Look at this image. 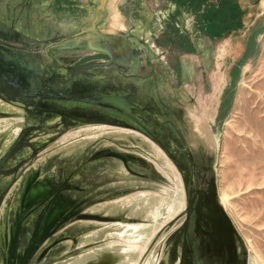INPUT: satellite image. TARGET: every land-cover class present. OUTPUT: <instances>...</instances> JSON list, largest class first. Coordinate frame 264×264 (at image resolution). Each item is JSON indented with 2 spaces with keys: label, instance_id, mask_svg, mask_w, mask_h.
Masks as SVG:
<instances>
[{
  "label": "flooded vegetation",
  "instance_id": "flooded-vegetation-1",
  "mask_svg": "<svg viewBox=\"0 0 264 264\" xmlns=\"http://www.w3.org/2000/svg\"><path fill=\"white\" fill-rule=\"evenodd\" d=\"M51 1L0 0V31L8 30L9 33H13L10 41L0 39L2 41L0 42V46L14 52H27L36 56L42 54L48 61L47 64L37 65L35 71L36 80H33L29 90V94L33 95L31 100L36 101L37 96L35 98L34 96L42 95L41 101L47 103L52 108L55 106H62L68 109L81 107L87 110L82 115L89 120H94L95 113L99 112L120 118L133 125L135 122L130 117L103 109L96 104L71 100L70 98L96 101V94L101 91L106 94L111 93L109 95L126 96V99L137 103L143 108L145 122L151 129L148 135L144 133L142 135L172 161L178 170L180 178H184V184L186 182V184L188 183L191 186L190 190H188L183 218L174 230L176 234L172 238L177 264H180L183 245L189 249L186 255L187 258L192 260L191 264H196V262L203 260L207 264L209 262L210 264H239L235 231L224 227L223 219L214 206V201H217L212 190L213 179L201 178L202 182L209 180V184L205 186L206 188H203L199 182H196V162L187 141V137L191 132L190 130H193L194 127V131H199L200 133L204 129H207L208 125L211 127L214 120L218 118L222 105L228 100L229 87L224 86L218 92L219 98L217 102L214 104L212 101L213 80L210 78V66H212L213 58L220 51V42L232 33H236L235 30L240 29V15L242 12L238 1L228 0L224 3L220 2L215 7V11H210L211 17L208 21L203 24H198L192 31H188L182 22H175V31H171L175 36L174 40H169L168 43L161 45L164 51L161 55H154L151 58H148L147 55V64H145L141 75H138V81L126 80V72L128 70L126 65H123L118 60V62H113L110 65L115 69L113 75L116 78L115 81H112V84L108 80L107 82L101 83L98 74L89 71L88 68L76 72L77 77L81 75L83 80L76 82L77 84L74 86L69 83L67 84L69 74L67 75L65 72H62L61 79L54 80V68H66L83 63L106 62L109 58L107 55L96 50H71L59 54L56 53L54 50L55 46L79 36L75 35L70 37L60 31L57 33L49 32L51 30V24L47 23L46 18L39 8L51 3ZM230 4L236 5L235 8H230ZM34 6L37 9L32 11L34 18L31 19L29 11ZM225 8L230 9L233 13L224 12L225 10L223 11V9ZM194 9L195 6L191 9V14L195 15L193 26L200 18L197 10L194 11ZM144 51L146 52V50ZM241 58L242 56L238 57L237 62L236 60L230 62L229 68L231 76L234 74L238 66L237 64L243 61V58ZM38 73L42 76L43 80H40ZM31 107L33 110L32 105ZM17 113L31 120L29 124H25L24 126L37 123L34 117L30 116L24 109L0 100V125L2 123L1 119H5L6 117L15 118L18 115ZM211 113L212 115H210ZM46 115H48V119L45 121V125L49 126L33 130L32 134L28 136L33 146L41 147L40 150L18 169L16 175L6 178L0 177V196L3 197L0 206V232L3 229L6 215L7 221L12 220L13 211L11 207L13 202L19 197L24 175L38 169L40 171L42 167L46 168V170L39 175V180L43 176H48L53 179V182H58L63 187L62 191L57 194L58 197L55 201L53 199L54 195L50 198L53 200L51 202L53 204L57 203L60 209L79 205L84 201L83 204H80L83 208V213L104 214L105 211H95L93 209L98 205L116 200L119 194H122L121 191H103L91 176L97 175V171L100 173L107 158L117 159L125 168L123 162L113 156L98 157V159L94 158V156L100 150L105 149L125 153H137L118 150L112 146H101L95 147L92 150H88L89 147H86L78 154V158L72 161L69 160L71 158L70 156L60 157L57 154L42 155L44 149L56 142L69 130L80 125H105L94 121L78 122V124L65 129L63 128V122L59 115L54 113H46ZM208 115L212 118H208ZM24 126H19L15 134L1 129L0 156L13 143L21 128ZM155 127L158 130H155ZM144 132L147 133L145 130ZM42 134H47L48 136L43 138L41 137ZM54 137H57V139L43 146L45 141ZM31 154L32 149L29 146L20 148L14 155L12 160L13 165H17L23 158L29 157ZM141 157L144 158L143 156ZM184 160L188 164H185ZM146 162V164H136L148 170L151 167L153 168L150 162L147 160ZM130 164H133V162H129L128 164L132 172L141 174L140 177H147V174L133 170ZM126 170L128 171V169ZM128 172L131 173L130 171ZM131 174L135 175L133 173ZM103 192L107 194H101ZM189 200H192V209L188 217L187 230L183 237L182 227L187 218L186 208ZM43 207L44 205L37 209V211H34L32 217H37ZM67 226L68 223L63 225L62 228H66ZM216 226L219 228H216ZM83 228H96V225L88 224ZM32 230L33 227L29 225L24 231L19 238V248L26 245L28 236ZM3 236L4 231L2 232V238ZM177 236L178 240L176 243L175 238ZM64 241L56 244L51 252L61 247ZM231 245L234 249V256L230 248ZM57 254L53 255V258L63 255L60 251ZM1 258L2 243L0 237V264Z\"/></svg>",
  "mask_w": 264,
  "mask_h": 264
},
{
  "label": "rangeland",
  "instance_id": "rangeland-1",
  "mask_svg": "<svg viewBox=\"0 0 264 264\" xmlns=\"http://www.w3.org/2000/svg\"><path fill=\"white\" fill-rule=\"evenodd\" d=\"M226 1L195 0L194 11L197 10L200 18L194 27L206 23L211 17L210 11ZM237 1L242 12L240 29L220 42V51L210 66L212 101L217 102L218 92L224 86L229 87L228 100L211 127L208 125L201 133L195 132L194 127L187 141L196 162V182L206 188L209 180L202 182L201 178L213 179L215 199L234 227L239 264H264V0ZM235 6L230 4L229 7ZM223 11L233 13L228 8ZM241 56L243 61L237 64L231 76L230 62H237ZM27 61L48 62L44 55L32 53ZM17 114L15 118L1 119L0 128L15 134L19 126L31 122ZM210 115L208 118H212ZM47 136L42 134L41 137ZM85 146L88 150L112 146L131 151L143 156L153 168L148 170L136 163L130 164L133 170L147 174L140 177L129 173L117 159L107 158L101 169V188L122 194L93 210L111 212V215L122 213L127 221L81 220L71 228L96 224L101 231V248H116L118 242V264H135L137 259L138 264H177L170 237L183 218L190 184H184V178H180L175 165L163 152L141 132L129 128L80 125L69 130L52 148L60 157L71 156L70 160H76ZM147 238L148 245L144 243ZM175 239L177 243L178 236ZM98 248L99 245L97 253ZM101 254L105 255L103 251ZM83 255L80 250L65 262L81 263Z\"/></svg>",
  "mask_w": 264,
  "mask_h": 264
},
{
  "label": "water",
  "instance_id": "water-1",
  "mask_svg": "<svg viewBox=\"0 0 264 264\" xmlns=\"http://www.w3.org/2000/svg\"><path fill=\"white\" fill-rule=\"evenodd\" d=\"M13 32L15 31L13 30ZM124 36H130L129 38H131L134 42L142 45L144 48L143 50H146L147 52L148 58H151L155 55L150 45L142 37L128 33ZM12 37L13 33H9L8 30L0 31V39L10 41ZM0 42L2 41L0 40ZM54 50L58 54L71 50H96L107 54L109 60L106 62L83 63L79 65L68 66L66 68L55 67L53 70L54 80L61 79V76L63 75L62 72H65V74H69L67 84L69 83L73 86L77 84L76 82L83 80L81 75L80 77H77L76 75V72H78L79 70L88 69L95 66L106 68L109 67L113 62H118V58L113 53V47L107 45H99L92 40H88L82 37H75L70 40L64 41L55 46ZM136 51V45L132 44V53L135 54ZM28 55L29 53L27 52H14L8 48L0 46V100L24 109L30 116L34 117L37 122L36 124L24 126L23 128H21L13 143L4 152V154L0 156L1 178L16 175L18 169L27 161H29L33 156H35L40 150L41 147H34L28 136L32 134L33 130H38L45 126H49L45 125V121L48 119V115H46V113H54L59 115L61 117V121L63 122V128L65 129H67L69 126L78 124V122L94 121L105 125L129 128L144 133L145 135H148L149 132H151L150 127H148L147 123L145 122L146 119L143 108H141L137 103L126 99V96L109 95L100 91L96 94V101L82 100L79 98L70 99L96 104L103 109L123 114L124 116L130 117L135 122V125L130 124L120 118H116L99 112L95 113L94 120H89L82 115L83 112L87 111L86 109L81 107L68 109L62 106H55L52 108L47 103L41 101V98L43 97L42 95H35L34 98L37 96V100L32 101L31 98H33V95L29 94V90L33 80H36L35 71L38 64L29 63L27 61ZM119 62H121V60H119ZM121 63L123 65L125 64L124 62ZM128 67L129 66H127V68ZM38 77L40 78V80H43L42 76H40L39 73ZM31 105L33 106V110ZM144 130L147 131V133L144 132ZM155 130L158 129L155 127ZM56 139L57 137H54L50 140L45 141L43 143V146L49 144L50 142H53ZM24 146H29L32 149V154L29 157L23 158L21 162L14 166L12 162L14 155L20 148ZM104 156H113L120 159L123 162L125 168L128 169V171L138 176H140L141 174L132 172V170L128 166L129 162L141 164L147 163L146 160L140 155L108 149L100 150L97 154H95L94 158L98 159V157ZM45 170L46 168L42 167L40 171L38 169L36 171L28 172L23 177L19 197L13 202L11 207L13 211L12 220L7 221L6 215L3 229L0 232L2 243L1 264H54L57 261H66V259L71 258V256L80 252V250L75 249L71 252H65L61 249L60 253L63 252V255L61 257L59 256L58 258H53V255L56 254L55 252V254H52L51 252V250L54 249L53 247L64 240L65 241L63 242V244L65 242H70L74 247H76L78 238L81 235L94 230V228L83 227L71 228V226L76 221H127V218L123 217L122 215L97 214L88 212L83 213V208L80 204H83L84 201L79 204L81 207L77 204L68 208H58L57 203L53 204L51 202L53 200L50 198L54 195L53 199L55 201V199L58 197L57 194L62 191L63 187H61L60 183L53 182V179L48 176H43L39 180V175L44 173ZM97 172L99 173V171ZM214 189L215 184L214 182H212V190L214 191ZM2 200L3 197L0 196V206ZM214 203V206L217 208L218 213L223 219L221 220L223 221L224 227H228L230 228V230L234 231V227L227 214L221 208L219 203L215 201ZM42 205H44V207L40 210L37 217L33 218L32 213L34 211H37V209H39ZM49 207H51V209H49ZM191 209L192 200H189L188 206L186 208L187 218L182 227L183 237L187 230V222ZM67 223L69 227L67 226L66 228H62L63 225H66ZM29 225L33 227V230L28 236L26 245L22 248H19V238L29 227ZM216 228L219 227L216 226ZM3 231L4 236L2 238ZM175 234L176 232H173L170 238H173ZM230 248L234 256L233 246L231 245ZM187 252H189V249L185 248V246L183 245L180 264L192 263V260L187 258ZM106 254H108L107 257H109L110 255H114L113 252H109ZM46 257H48L49 260H47V262H43ZM88 261L89 262H87V264H96L97 262H94V259H91V262L90 260ZM97 264H102V262H98Z\"/></svg>",
  "mask_w": 264,
  "mask_h": 264
},
{
  "label": "crops",
  "instance_id": "crops-1",
  "mask_svg": "<svg viewBox=\"0 0 264 264\" xmlns=\"http://www.w3.org/2000/svg\"><path fill=\"white\" fill-rule=\"evenodd\" d=\"M194 6H196L195 0H52L51 3L44 5L39 10L43 13L47 23L51 24L49 32L57 33L60 31L70 37L78 35L79 37L92 40L96 44L113 47V53H115L118 60L124 62L126 68L129 66L126 72V80L138 81V75H141L145 64H147V53L143 50L142 45L134 42L129 38L130 36L124 35L128 33L142 37L150 45L155 55H161L164 52L161 45L175 38L174 34L171 33L172 30L175 31V22H182L188 31L193 30L195 15L191 14V9ZM34 9H37V7L34 6L29 11L31 19L34 18V14L32 13ZM132 44L136 45L137 51L135 54L132 53ZM88 70L98 74L101 83L108 80L112 84V81L116 80L113 75L115 69L111 66L106 68L95 66ZM67 133L59 139L65 137ZM54 145L55 142L50 144L44 149L42 155H58L59 153L56 152V149L54 152L52 148ZM86 147L88 146H85L83 149ZM91 177L95 180L98 187H102L100 182L101 171ZM110 213L104 212V214ZM87 225L85 224L82 227H86ZM100 234L101 231H99L96 225L93 231L87 232L78 238L76 247L70 242H65L61 247L53 250L52 254L55 252L58 255L57 253L61 249L65 250V252L79 249L84 252V255L83 260L81 258L82 262L78 264H87L88 260L91 262V259H94V262L97 261L96 264L98 262H102V264H118L117 261L120 259L118 258V242L115 243L116 248H111L112 246L110 248H101ZM144 243L148 245L149 238ZM98 245V249L100 250L97 253L95 250ZM57 250L59 251L56 252ZM102 251L105 252L106 256L101 255ZM109 252H113L114 255L107 257L106 253ZM47 260H49L48 257L43 262H47ZM138 261L137 259L135 264H138ZM68 263L62 260L54 264Z\"/></svg>",
  "mask_w": 264,
  "mask_h": 264
}]
</instances>
